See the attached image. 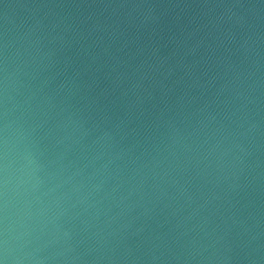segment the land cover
I'll use <instances>...</instances> for the list:
<instances>
[{
  "label": "water",
  "instance_id": "95a60500",
  "mask_svg": "<svg viewBox=\"0 0 264 264\" xmlns=\"http://www.w3.org/2000/svg\"><path fill=\"white\" fill-rule=\"evenodd\" d=\"M87 201L50 264H264V0H0V128Z\"/></svg>",
  "mask_w": 264,
  "mask_h": 264
},
{
  "label": "clouds",
  "instance_id": "9594fccd",
  "mask_svg": "<svg viewBox=\"0 0 264 264\" xmlns=\"http://www.w3.org/2000/svg\"><path fill=\"white\" fill-rule=\"evenodd\" d=\"M0 128V264H50L54 244L68 237L64 221L84 204L88 186L49 157L34 135L35 128L8 122Z\"/></svg>",
  "mask_w": 264,
  "mask_h": 264
}]
</instances>
